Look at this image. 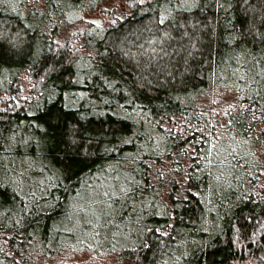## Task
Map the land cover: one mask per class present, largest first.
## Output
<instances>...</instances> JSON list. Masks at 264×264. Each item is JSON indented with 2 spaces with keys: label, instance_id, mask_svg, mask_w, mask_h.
I'll return each mask as SVG.
<instances>
[{
  "label": "trees",
  "instance_id": "obj_1",
  "mask_svg": "<svg viewBox=\"0 0 264 264\" xmlns=\"http://www.w3.org/2000/svg\"><path fill=\"white\" fill-rule=\"evenodd\" d=\"M108 1L0 0V264H264V0Z\"/></svg>",
  "mask_w": 264,
  "mask_h": 264
},
{
  "label": "rangeland",
  "instance_id": "obj_2",
  "mask_svg": "<svg viewBox=\"0 0 264 264\" xmlns=\"http://www.w3.org/2000/svg\"><path fill=\"white\" fill-rule=\"evenodd\" d=\"M127 11V6L123 1L119 0H109L108 2H104L98 7H96L93 11H88L84 13L82 16V20L75 22L74 24L70 25L63 31V33L60 35V38L62 40H65L67 37L71 38L72 35L76 38H74V42L78 43L80 41V37L83 34V32L87 29V21L90 18H97L102 21V24L98 25L100 28H106L109 22L113 20V17L116 18H121L122 15ZM24 87L30 88V85L24 83ZM23 89V88H22ZM25 100H28L29 97H22ZM2 99V98H1ZM214 99V104L211 106V109L214 112V115L211 117H214V120L220 119L221 116L219 115V110L218 108L220 107L219 102L215 101ZM221 102H228L230 100V97L228 95L224 96L223 98L220 99ZM0 105H2L1 100H0ZM72 261L80 262L82 264H118L113 257L110 256H103V255H97V254H92L90 252H83L80 253L78 256H72L71 257ZM120 264H126V263H120ZM246 264H256L252 261L247 262Z\"/></svg>",
  "mask_w": 264,
  "mask_h": 264
},
{
  "label": "snow or ice",
  "instance_id": "obj_3",
  "mask_svg": "<svg viewBox=\"0 0 264 264\" xmlns=\"http://www.w3.org/2000/svg\"><path fill=\"white\" fill-rule=\"evenodd\" d=\"M179 2L182 5L190 6L192 3H195L196 0H179ZM140 3H144V0H140ZM167 19H168L167 16L161 15L159 23L163 25ZM257 63H259V60L257 61ZM237 72H239V69H237ZM257 77H260V80H264V70H261L260 72H257L255 74H250V73L240 74L239 79L241 80L251 79L253 82L259 83ZM248 87L251 88L252 85L249 84ZM260 87H264V84H261ZM257 91H259V88H257ZM120 192H122L124 195H128L130 190L126 186L122 185L120 188ZM110 197H115L116 199H119V196L116 194L115 191L109 192L108 190H105L102 193L97 192L96 196L91 197L90 200L85 204L81 205L77 209V211L84 213L85 216H93L97 221H99L101 216L104 214V212L112 208V202L109 199ZM97 205L102 206L99 215H97V211H98L96 207Z\"/></svg>",
  "mask_w": 264,
  "mask_h": 264
},
{
  "label": "water",
  "instance_id": "obj_4",
  "mask_svg": "<svg viewBox=\"0 0 264 264\" xmlns=\"http://www.w3.org/2000/svg\"><path fill=\"white\" fill-rule=\"evenodd\" d=\"M89 21L92 23L99 24V25L102 24V21L100 19H97V18H90Z\"/></svg>",
  "mask_w": 264,
  "mask_h": 264
}]
</instances>
